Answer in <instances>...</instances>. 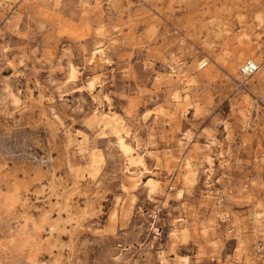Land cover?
I'll return each instance as SVG.
<instances>
[{
	"label": "rangeland",
	"instance_id": "rangeland-1",
	"mask_svg": "<svg viewBox=\"0 0 264 264\" xmlns=\"http://www.w3.org/2000/svg\"><path fill=\"white\" fill-rule=\"evenodd\" d=\"M258 14L0 0V264H264V74L229 72L242 51L264 68Z\"/></svg>",
	"mask_w": 264,
	"mask_h": 264
},
{
	"label": "bare ground",
	"instance_id": "bare-ground-1",
	"mask_svg": "<svg viewBox=\"0 0 264 264\" xmlns=\"http://www.w3.org/2000/svg\"><path fill=\"white\" fill-rule=\"evenodd\" d=\"M3 1H6V0H3ZM16 1H18V2H20L21 0H16ZM263 16L261 15V14H258V15H256V17H255V24H256V27H260L261 26V24L262 23H264L263 22ZM246 30V29H245ZM246 35L247 34H243V36L244 37H246ZM97 57H98V60H96L97 59ZM102 57H103V52H102V50L101 49H97V50H95L94 51V53H93V58H94V64H95V67H98V66H100L101 64H102V62H103V59H102ZM254 57H253V53L251 52V51H242V52H239V54L236 56V57H234L233 59H231L230 61H229V72H230V82H237V81H239V80H241V78H243L241 75H240V69H241V67H242V65L244 64V63H246V62H252L254 65H256L257 66V68H259L258 67V65H259V60H257L256 58L255 59H253ZM106 62V61H105ZM241 64V65H240ZM264 65V64H263ZM260 66V65H259ZM174 70V69H173ZM264 74V68L263 69H260V70H258L254 75H255V77H261L262 75ZM229 75V74H228ZM250 78V77H249ZM96 79V78H95ZM229 79V78H228ZM94 80V79H93ZM242 81V80H241ZM95 86H96V84H95ZM259 86V85H258ZM256 87V86H255ZM254 88V87H253ZM94 89H95V87H94ZM255 91V90H254ZM262 91V90H261ZM255 93V92H254ZM257 93V92H256ZM262 93V92H261ZM258 94V98H262V101H264V92H263V94ZM9 95V94H8ZM256 95V94H255ZM176 96V95H175ZM173 100H174V98H173ZM252 106L256 109L257 107L254 105V104H252ZM114 122V121H113ZM112 122V123H113ZM111 123V122H110ZM111 123V124H112ZM116 126V125H115ZM262 136H263V133H262ZM254 140V139H253ZM117 141V140H116ZM254 142V141H253ZM117 146H118V148H119V151L123 154V156L126 158V160H127V164L129 165V166H131V167H134V166H136V165H139V166H143V160H142V157L141 156H139L135 151L136 150H134L135 148H132L130 145H128L127 143H125L123 140H118L117 142ZM262 141H261V139L258 137V138H255V147L256 148H260V147H262ZM210 145H214V142L212 141L211 143H210ZM214 147V146H213ZM220 148V147H219ZM215 154V153H214ZM213 154V152L211 151V154H210V156H208L207 157V159H208V166L211 168L212 167V161L214 160L213 159V157L214 158H218L216 155H214ZM212 155H213V157H212ZM217 155H221V154H217ZM95 156V155H94ZM92 160V159H91ZM188 164V163H187ZM187 166V165H186ZM190 166V165H189ZM129 168V167H128ZM137 168H139V167H137ZM209 168V169H210ZM144 169V168H143ZM208 169V171L210 172L211 170H209ZM131 170H132V168H131ZM134 170V169H133ZM132 170V171H133ZM130 171V170H129ZM128 171V172H129ZM145 171V170H144ZM130 173V172H129ZM143 173V172H142ZM147 173H149V172H147ZM189 174H190V172H189ZM210 174V173H209ZM140 182V181H139ZM143 183H145V182H143ZM147 189H148V191H149V193H153L154 191H155V189H156V184H155V182L152 180V179H150L149 178V180L146 182V184L144 185ZM54 192V191H53ZM184 264H186V261L184 260Z\"/></svg>",
	"mask_w": 264,
	"mask_h": 264
},
{
	"label": "built area",
	"instance_id": "built-area-1",
	"mask_svg": "<svg viewBox=\"0 0 264 264\" xmlns=\"http://www.w3.org/2000/svg\"><path fill=\"white\" fill-rule=\"evenodd\" d=\"M207 65L202 63L200 66H199V70H202L206 67ZM258 71V68L256 65H254L252 62H246L242 65L241 69H240V75L247 79L251 76H253L256 72ZM264 102V101H263Z\"/></svg>",
	"mask_w": 264,
	"mask_h": 264
}]
</instances>
